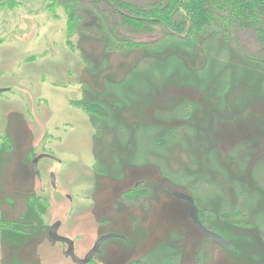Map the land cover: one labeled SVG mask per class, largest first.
Segmentation results:
<instances>
[{
	"label": "rangeland",
	"instance_id": "rangeland-1",
	"mask_svg": "<svg viewBox=\"0 0 264 264\" xmlns=\"http://www.w3.org/2000/svg\"><path fill=\"white\" fill-rule=\"evenodd\" d=\"M5 1L0 264H76L48 236L57 220L80 258L124 237L89 264H264V58L195 30L126 33L93 0ZM40 154L60 162L38 178Z\"/></svg>",
	"mask_w": 264,
	"mask_h": 264
},
{
	"label": "trees",
	"instance_id": "trees-1",
	"mask_svg": "<svg viewBox=\"0 0 264 264\" xmlns=\"http://www.w3.org/2000/svg\"><path fill=\"white\" fill-rule=\"evenodd\" d=\"M78 1L84 0H73ZM93 1L104 3L118 13L129 26L126 33L154 36L149 33L158 34L163 30L168 35L184 39L195 30L213 38H235V46L244 48L248 56L264 58V0ZM7 2L0 0V7ZM124 38L132 46L144 44L126 35Z\"/></svg>",
	"mask_w": 264,
	"mask_h": 264
},
{
	"label": "water",
	"instance_id": "water-1",
	"mask_svg": "<svg viewBox=\"0 0 264 264\" xmlns=\"http://www.w3.org/2000/svg\"><path fill=\"white\" fill-rule=\"evenodd\" d=\"M8 88H2L0 89V93L8 91ZM43 158H51V159H55L58 162H60L59 159H57L56 157L49 155V154H40L37 157H35L33 159L32 162V172L39 178L40 177V171H39V162L43 159ZM165 184L160 185L161 188H163L164 190L168 191L171 195H173L175 198L185 201L189 204L190 207V212H189V216L193 222V224L195 225V227L202 233V235L206 238V239H210L213 241H216L220 244H222L223 246H225L226 248L233 250V247L231 246V244L229 243V241L227 239H225L224 237H222L221 235L215 233L214 231H212L209 227H207L201 220L200 217V211L198 208V205L195 201V199L186 193L180 192L175 190L174 188L171 187V183L169 181H165ZM52 184L55 187L56 185V177L54 174H52ZM59 227H60V223L57 222L56 224H54L49 232V238L52 241L55 242H60V243H65L67 244L68 248L67 250L64 252V255L67 258H70L74 263L76 264H89L90 262H92L95 258V256L100 253L101 251V246L103 245L104 242H106L109 239H124V237L118 235V234H106L103 235L102 237H100L96 243L94 244L93 248L85 255V257L80 258L76 255L75 253V245H74V241L66 236H62L59 234Z\"/></svg>",
	"mask_w": 264,
	"mask_h": 264
},
{
	"label": "flooded vegetation",
	"instance_id": "flooded-vegetation-1",
	"mask_svg": "<svg viewBox=\"0 0 264 264\" xmlns=\"http://www.w3.org/2000/svg\"><path fill=\"white\" fill-rule=\"evenodd\" d=\"M49 155H50V154H49ZM50 159H51V158H50ZM52 160H55V159H52ZM55 161H57V160H55ZM137 186H138V183H137L136 187H137ZM133 189L135 190V189H137V188H135V186H134ZM57 222L60 223L59 234L62 235V236H66V235H64V234H62V233L60 232V231H61V227H62V221L57 220L56 222H53V225L56 224ZM53 225H52V226H53ZM52 226H51V227H52ZM50 229H51V228H50ZM50 229H49V232H50ZM49 232H48V236H49ZM66 237H68V236H66ZM69 238H71V237H69ZM71 239H72V238H71ZM72 240L74 241V239H72ZM56 243H60V242H56ZM60 244L65 245V246H66V250H67V248H68L67 244H65V243H60ZM74 245H75V249H76V243H75V241H74ZM66 250H65V251H66ZM65 251H64V252H65Z\"/></svg>",
	"mask_w": 264,
	"mask_h": 264
}]
</instances>
